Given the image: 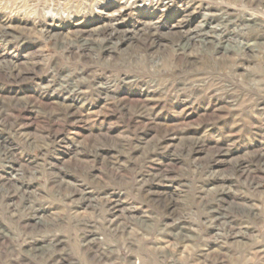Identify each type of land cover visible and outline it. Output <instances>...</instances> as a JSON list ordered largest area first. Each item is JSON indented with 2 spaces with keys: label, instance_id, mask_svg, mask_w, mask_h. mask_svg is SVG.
<instances>
[{
  "label": "rangeland",
  "instance_id": "374dc122",
  "mask_svg": "<svg viewBox=\"0 0 264 264\" xmlns=\"http://www.w3.org/2000/svg\"><path fill=\"white\" fill-rule=\"evenodd\" d=\"M0 264H264V0H0Z\"/></svg>",
  "mask_w": 264,
  "mask_h": 264
}]
</instances>
